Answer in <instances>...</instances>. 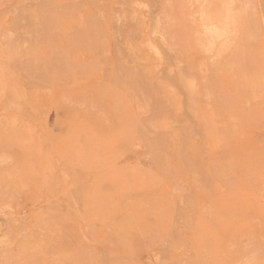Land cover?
Segmentation results:
<instances>
[{
  "label": "rangeland",
  "instance_id": "obj_1",
  "mask_svg": "<svg viewBox=\"0 0 264 264\" xmlns=\"http://www.w3.org/2000/svg\"><path fill=\"white\" fill-rule=\"evenodd\" d=\"M0 19V264H264V0Z\"/></svg>",
  "mask_w": 264,
  "mask_h": 264
},
{
  "label": "bare ground",
  "instance_id": "obj_2",
  "mask_svg": "<svg viewBox=\"0 0 264 264\" xmlns=\"http://www.w3.org/2000/svg\"><path fill=\"white\" fill-rule=\"evenodd\" d=\"M102 1H103V0H102ZM48 2H49V1H48ZM90 3H91V2H90ZM95 3H96V2H95ZM93 5H94V3H93ZM107 6H108V5H107ZM36 7H37V6H36ZM44 9H45V8H44ZM65 10H66V9H65ZM116 10H117V9H116ZM116 10H115V11H116ZM19 13H20V12H19ZM38 15H39V14H38ZM126 15H127V14H126ZM126 15H125V16H126ZM38 17H39V16H38ZM19 19H20V17H19ZM94 19H95V18H94ZM248 19H249V16H248ZM0 20H1V19H0ZM94 21H95V20H94ZM94 21H93V22H94ZM127 21H128V20H127ZM127 21H126V22H127ZM240 21H241V19H240ZM242 21H247V20H245V18H244V19H242ZM242 21H241V23H243ZM54 22H55V20H54ZM59 22H60V21H59ZM99 22H100V21H99ZM13 23H14V22H13ZM95 23H96V22H95ZM250 23H251V22H250ZM250 23H249V25H250ZM18 24H19V23H18ZM20 24H21V23H20ZM104 24H105V23H104ZM257 24H258V23H257ZM257 24H256V26H258ZM40 25H41V24H40ZM94 25H95V24H94ZM127 25H128V24H127ZM242 25L246 26V24H244V23H243ZM23 26H24V25H23ZM44 26H45V24H44ZM129 26H130V25H129ZM134 26H135V25H134ZM244 26H242V28H243ZM47 27H48V26H47ZM96 27H97V26H96ZM130 27H131V29L133 28L132 26H130ZM39 28H40V27H39ZM99 29H100V28H99ZM12 30H13V29H12ZM73 30H74V29H73ZM135 30H136V28H135ZM243 30H244V29H243ZM258 30H259V29H258ZM40 31H41V30H40ZM46 31H47V30H46ZM76 31H77V30H76ZM101 31H103V30H101ZM6 32H7V31H6ZM128 32H129V31H128ZM134 32H135V31H134ZM243 32H244V31H243ZM35 33H37V32H35ZM47 33H48V32H47ZM62 34H63V33H62ZM103 34H104V32H103ZM105 34H106V32H105ZM74 35H75V34H74ZM90 35H91V34H90ZM116 35H117V34H116ZM83 36H84V35H83ZM103 36H105V35H103ZM164 36H165V34H164ZM244 36H245V35H244ZM87 37H89V36H87ZM105 37H106V36H105ZM100 38H102V37H100ZM80 39H81V38H80ZM91 39H92V38H91ZM93 39H94V38H93ZM95 39H96V37H95ZM241 39H242V38H241ZM73 40H74V39H73ZM117 40H118V39H117ZM133 40H135V39H133ZM245 40H246V38H245ZM83 41H84V40H83ZM14 42H15V41H14ZM39 42H41V41L39 40ZM78 42H79V41H78ZM80 42H81V41H80ZM86 42H87V41H86ZM91 42H93V41L91 40ZM118 42H120V41H118ZM41 43H42V42H41ZM89 43H90V42H89ZM120 43H121V42H120ZM92 44H94V43H92ZM114 44H115V43H114ZM3 45H4V44H3ZM66 45H67V44H66ZM77 45H78V43H77ZM82 45H83V44H82ZM88 45H89V44H88ZM122 45H123V44H122ZM7 46H8V44H7ZM35 46H36V45H35ZM75 46H76V45H75ZM80 46H81V45H80ZM116 46H117V44H116ZM69 47H70V46H69ZM82 47H83V46H82ZM89 47H90V46H89ZM34 48H35V47H34ZM71 48H72V46H71ZM79 49H80V48H79ZM126 49H127V48H126ZM27 51H28V50H27ZM11 52H12V51H11ZM14 52H15V51H14ZM195 52H196V51H195ZM126 54H127V53H126ZM126 54H124V56H125ZM135 54H136V53H135ZM5 56H6V55H5ZM68 57H69V56H68ZM115 57H116V56H115ZM130 57H131V55H130ZM11 58H12V56H11ZM168 59H169V58H168ZM47 60H48V59H47ZM51 60H52V59H51ZM53 60H54V59H53ZM67 60H69V59H67ZM35 61H36V60H35ZM58 61H59V60H58ZM60 61H61V60H60ZM130 61H131V60H130ZM29 62H30V61H29ZM32 62H33V61H32ZM38 62H39V60H38ZM38 62H37V65L39 64ZM49 62H50V61H49ZM49 62H48V63H49ZM115 62H116V61H115ZM18 63H19V62H18ZM30 63H31V62H30ZM134 63H135V62H134ZM137 63H138V62H137ZM23 64H24V63H23ZM23 64H21V65H23ZM13 65H14V62H13ZM28 67H29V66H28ZM82 67H83V65H82ZM114 67H115V66H114ZM136 67H137V66H136ZM80 68H81V67H80ZM124 68H126V67L124 66ZM134 68H135V67H134ZM188 68H190V67H188ZM69 69H70V68H69ZM114 69H115V68H114ZM128 69H129V68H128ZM13 70H14V69H13ZM126 70H127V69H126ZM183 70H184V69H183ZM108 71H109V70H108ZM139 71H140V70H139ZM194 71H195V70H194ZM38 72H39V71H38ZM38 72H36V73H38ZM49 72H50V71H49ZM106 72H107V71H106ZM126 72H127V71H126ZM213 72H214V71H213ZM236 72H237V71H236ZM51 73H52V72H51ZM51 73H50V74H51ZM63 73H64V72H63ZM123 73H125V72L123 71ZM132 73H134V72H132ZM183 73H186V72L183 71ZM39 74H40V73H39ZM50 74H49V75H50ZM67 74H68V73H67ZM115 74H116V73H115ZM125 74H126V73H125ZM127 74H128V73H127ZM135 74H136V73H135ZM138 74H139V73H138ZM141 74H142V73H140V76H143V74H142V75H141ZM194 74H196V73H194ZM43 75H44V74H43ZM53 75H54V74H53ZM68 75H70V74H68ZM163 75H164V74H163ZM212 75H213V74H212ZM64 76H67V75L64 73ZM76 76H77V75H76ZM79 76L81 77L80 74H79ZM79 76H78V77H79ZM213 76H214V75H213ZM39 77H40V76H39ZM67 77H68V76H67ZM71 77H72V76H71ZM71 77H70V78H71ZM73 77H74V76H73ZM82 77H83V76H82ZM107 77H108V76H107ZM218 77H219V76H218ZM60 78H61V77H59V79H60ZM68 78H69V77H68ZM139 78H140V77H139ZM139 78H138V80H137L136 78H135V79L137 80L138 84L140 83L139 85H140L141 88L144 89V87H145V89H146V86L148 87V88H147L148 90H145V89H144V90L142 89V90H143V92H144L145 94H146V92H148V96H150V95H149V94H150V93H149V86H150V85H149V86H148V85L145 86L144 84H146L147 82H145L144 79H143V77H141V79L143 80V83H141V81H140ZM144 78H146V77H144ZM147 78H149V77H147ZM147 78H146V79H147ZM219 78H220V77H219ZM38 79H39V78H38ZM49 79H50V78H49ZM82 79H84V78H82ZM153 79H154V78H153ZM217 79H218V78H217ZM39 80L43 81L41 78H40ZM61 80H62V79H61ZM136 80H135V81H136ZM213 80H215V78H213ZM45 81H47V80H45ZM45 81H43V82H45ZM70 81H71V79H70ZM74 81H75V80H74ZM74 81H71L70 83H72V82H74ZM38 82H39V81H38ZM144 82H145V83H144ZM236 83H238V82H236ZM241 83H242V82H241ZM34 84H35V83H34ZM64 84H65V82H64ZM153 84H154V83H153ZM225 84H226V83H225ZM129 85H130V84H129ZM154 85H155V84H154ZM197 85H198V84H197ZM245 85H246V84H245ZM42 86H44V85H42ZM152 86H153V85H152ZM152 86H151V87H152ZM175 86H176V84H175ZM217 86H219V85L217 84ZM36 87H37V86H36ZM119 87H120V86H119ZM131 87L133 88V86H131ZM134 87H135V86H134ZM156 87H157V86H156ZM177 87H178V86H177ZM188 87L190 88V86H188ZM243 87H244V86H243ZM243 87H242V88H243ZM39 88H40V87H39ZM123 88H125V87H123ZM129 88H130V87H129ZM207 88H208V87H207ZM245 88H246V87H245ZM150 89H151V88H150ZM154 89H155V87H154ZM157 89H159V88H156V91H157ZM176 89H178V90H180V91L182 90V88H176ZM24 90H25V89H24ZM133 90H134V88H133ZM151 90H152V92H153V89H151ZM178 90H177V91H178ZM26 91H27V90H26ZM134 91H135V90H134ZM136 91H137V90H136ZM136 91H135V92H136ZM138 91H139V90H138ZM138 91H137V92H138ZM190 91H192L191 88H190ZM190 91H189V93H191ZM255 91H256V89H255ZM137 92H136V93H137ZM192 92H193V91H192ZM222 92H223V91H222ZM238 92H239V91H238ZM159 93H160V91H159ZM179 93H180V92H179ZM183 93H185V92H183ZM27 94H28V93H27ZM96 94H97V93H96ZM160 94H163V93L161 92ZM216 94H217V93H216ZM152 95H153V93H152ZM184 95H186V94H184ZM28 96H29V95H28ZM186 96H187V95H186ZM225 96H226V95H225ZM150 97H151V96H150ZM216 97H217V96H216ZM223 97H224V96H223ZM226 97H227V96H226ZM238 97H239V96H238ZM240 97H241V96H240ZM231 98H232V100H233V97H231ZM231 98H230V99H231ZM28 99H29V98H28ZM219 99H220V98H219ZM223 99H224V98H223ZM228 99H229V98H228ZM230 99H229V100H230ZM29 100H30V99H29ZM162 100H163V98H162ZM155 101H156V99H155ZM223 101H224V100H223ZM163 102H164V100H163L161 103L163 104ZM220 102H222V101H220ZM227 102H228V101H227ZM231 102H232V101H231ZM231 102H229V103H231ZM242 102H243V101H242ZM28 103H29V102H28ZM149 103H150V102H149ZM184 103H185V102H184ZM164 104H165V103H164ZM221 104H222V103H221ZM226 104H228V103H226ZM22 105H23V104H22ZM160 105H161V104H160ZM186 105H187V104H186ZM162 106L164 107V105H162ZM165 106H166V105H165ZM229 106H230V105H229ZM33 107H34V106H33ZM163 107H162V108H163ZM186 107H188V105L185 106L184 108H186ZM224 107H225V106H224ZM28 108H29V107H28ZM31 108H32V106H31ZM31 108H30V109H31ZM166 108H167V107H166ZM173 108H174V107H173ZM32 109H33V108H32ZM34 109H35V107H34ZM158 109H159V108H158ZM163 109H164V108H163ZM167 109H168V108H167ZM154 110H155V109H154ZM159 110H160V109H159ZM159 110H158V111H159ZM25 111H26V110H25ZM167 111H168V110H167ZM171 111H172V110H171ZM171 111H170V109H169L168 113L171 112ZM164 112H165V111H164ZM173 112H174V111H172L171 114H172ZM235 112H236V111H235ZM24 113H25V112H24ZM157 113H158V112H157ZM166 113H167V112H166ZM151 114H152V113H151ZM169 114H170V113H169ZM169 114H168V115H169ZM237 114H238V113H237ZM161 115H162V113H161ZM235 115H236V114H235ZM151 116H152V115H151ZM151 116H149V117H151ZM172 116H173V117H172ZM172 116H170V118H171V117L174 118V114H172ZM176 116H177V115H176ZM22 117H25V116L23 115ZM29 117H30V116H28V119H29ZM42 117H43V116H42ZM177 118H178V117H177ZM19 119H20V118H19ZM153 119H154V118H153ZM35 120H36V119H35ZM27 121H28V120H27ZM33 121H34V119H33ZM211 122H212V121H211ZM180 123H181V121H180ZM191 123H192V121H191ZM195 123H196V122H195ZM192 124H193V123H192ZM41 126H42V125H41ZM194 126H195V125H194ZM145 127H146V126H145ZM188 127H189V126H188ZM203 127H204V126H202V128H203ZM178 128H180V127H178ZM183 128H184V129H182V130L185 131V127H183ZM194 128H195V127H194ZM137 129H138V128H137ZM195 129H196V128H195ZM226 130H227V129H226ZM195 131H196V130H195ZM200 131H201V127H200ZM139 132H140V131H139ZM147 132H148V131H147ZM181 132H182V131H181ZM197 132H198V131H197ZM158 133H159V132H158ZM182 134H183V133H182ZM195 134H196V133H195ZM188 135H189V134H188ZM197 135H198V134H197ZM160 136H161V134H160ZM160 136H159V137H160ZM181 136H182V135H181ZM182 137H183V136H182ZM182 137H181V140H182V142H183L184 138H182ZM191 137H192V136H191ZM162 138H163V137H162ZM165 138H166V137H165ZM104 139H105V138H104ZM157 139H159V138H157ZM160 139H161V138H160ZM188 139H189V138H188ZM89 140H90V139H89ZM166 140H167V139H166ZM163 141H164V140H163ZM185 141H186V140H184V142H185ZM89 142H90V141H89ZM184 142H183V143H184ZM148 143H149V142H148ZM150 143H151V142H150ZM87 144H88V143H87ZM162 144H163V142H162ZM162 144H161V145H162ZM166 144H167V142H166ZM184 144H185V143H184ZM88 145H89V144H88ZM88 145H87V146H88ZM146 145H148V144H146ZM149 145H150V144H149ZM149 145H148V146H149ZM161 145H160V146H161ZM148 146H147V147H148ZM170 146H171V145H170ZM184 146H185V145H184ZM148 148H149V147H148ZM150 148H151V147H150ZM160 148H161V147H160ZM153 149H154V147H153ZM157 149H158V148H157ZM161 149H162V148H161ZM164 149H165V148H164ZM192 149H193V148H192ZM85 151H86V150H85ZM154 151H155V150H154ZM195 151H196V150H195ZM89 152H90V151H89ZM95 152H96V151H95ZM171 152H172V151H170V153H171ZM85 153H86V152H85ZM146 153H147V152H145V154H146ZM150 153H151V152H150ZM178 153H179V152H178ZM151 154H152V153H151ZM146 155H150V154H146ZM173 155H174V154H173ZM178 155H179V154H178ZM182 155H183V154H182ZM128 156H129V155H128ZM173 157H174V156H173ZM197 157H198V156H197ZM150 158H151V157H150ZM153 158H154V157H153ZM171 158H172V157H171ZM174 158H175V157H174ZM178 158H179V157H178ZM6 159H7V158H6ZM156 159H157V158H156ZM178 160H179V159H178ZM181 160H182V159H181ZM136 162H137V161H136ZM58 163H59V162H58ZM154 163H155V162H154ZM156 163H157V161H156ZM124 164H125V163H124ZM136 164H137V163H136ZM145 170H146V169H145ZM71 171H72V169H71ZM101 171H103V170H101ZM121 171H122V170H121ZM176 171H177V170H176ZM151 172H152V171H151ZM163 172H164V171H163ZM162 174H163V173H162ZM162 174H161V175H162ZM164 175H166V174H164ZM93 176H94V175H93ZM96 176H97V175H96ZM102 176H103V174H102ZM146 176H147V175H146ZM166 176H167V175H166ZM161 177H162V176H161ZM165 178H166V177H165ZM92 179H93V178H92ZM100 179H101V178H100ZM59 180H60V179H59ZM60 185H61V184H60ZM63 186H64V185H63ZM63 186H62V187H63ZM91 186H92V185H91ZM76 189H77V187H76ZM4 190H6L5 187H4ZM10 190H12V189H10ZM41 190H42V189H41ZM75 191H76V190H75ZM11 192H12V191H11ZM43 193H44V191H43ZM41 196H42V195H41ZM75 196H76V195H75ZM76 197H78V196H76ZM152 197H153V196H152ZM158 197H159V196H158ZM73 199H74V198H73ZM78 199H79V198H78ZM75 200H76V199H75ZM97 200H98V199H97ZM143 200H144V199H143ZM17 201H18V200H17ZM144 201H145V200H144ZM176 201H177V200H176ZM77 202H80V201L78 200ZM30 205H31V204H30ZM177 206H178V205H177ZM43 208H44V207H43ZM57 209H58V208H57ZM70 209H72V208H70ZM138 209H139V208H138ZM17 210H18V209H17ZM18 211H20V210H18ZM160 213H161V212H160ZM51 215H52V214H51ZM55 215H56V214H55ZM175 215H176V214H175ZM21 216H22V215H21ZM53 216H54V215H53ZM80 216H81V215H80ZM133 220H134V219H133ZM161 224H162V223H161ZM136 226H137V225H136ZM177 226H178V225H177ZM204 228H205V227H204ZM134 230H135V229H134ZM207 231H208V230H207ZM167 250H168V249H167ZM74 251H75V250H74ZM29 254H30V253H29ZM85 254H86V253H85ZM104 260H105V259H104ZM160 260H161V259H160ZM108 261H109V260H108ZM108 261H107V262H108ZM111 261H112V260H111ZM79 262H80V261H79ZM114 262H115V261H114ZM102 263H103V262H102ZM105 263H106V262H105ZM105 263H103V264H105Z\"/></svg>",
  "mask_w": 264,
  "mask_h": 264
}]
</instances>
